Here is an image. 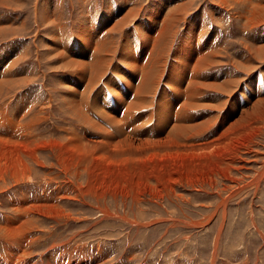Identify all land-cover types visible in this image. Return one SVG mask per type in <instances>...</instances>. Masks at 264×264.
Returning <instances> with one entry per match:
<instances>
[{
	"label": "bare ground",
	"instance_id": "6f19581e",
	"mask_svg": "<svg viewBox=\"0 0 264 264\" xmlns=\"http://www.w3.org/2000/svg\"><path fill=\"white\" fill-rule=\"evenodd\" d=\"M182 1L151 3L144 19L137 21L138 25L136 22L133 40L130 30L125 29L119 33L122 37L118 44L111 27L136 20L143 7L134 6L122 17L121 11L112 12V8L107 7L98 12L89 8L90 3L84 4L78 24L69 27L67 47L52 29L44 39L47 54L43 57L51 62L55 58L59 61L53 71L69 73L57 83L65 89L59 91L57 102L61 111L70 117L59 136L48 138L40 130V125L48 118L46 111L55 104L51 97L38 104L37 109L36 103L29 100L24 104L15 93V89L34 82L35 71L27 66L30 59L27 51L18 54L6 51L0 57V96L6 94V99L0 102V180L6 172H11L10 175L17 174L19 181H25L27 172L46 165L41 154L44 151L47 154L48 150L61 176L66 175V186L52 194V198L48 194L38 197L21 194L10 198L9 211L0 224V240L6 241V251L0 253V264H37L28 256L34 242L32 233L40 230V220L49 218L57 223L82 220L73 218L58 205L60 199L79 200L87 194L96 201L103 197L118 200L123 196L125 202L130 197L132 202L143 203L145 192L153 200L177 199L181 194L176 186L181 184L196 189L198 184L209 183L214 188L216 176L239 181L231 171L244 167L241 165L244 142L261 131L264 85L256 82L249 91L246 86L235 83L237 80L232 78V73L210 74L222 65L220 58L226 55H222L224 51L218 40L216 44L212 38L208 24H204L206 21L203 23L196 12H190L195 3ZM241 1L246 4L249 0ZM52 3L45 0L41 12L36 10L35 15L48 21L50 9L56 11ZM252 9L254 14L248 13V16L264 18V5L257 3ZM93 21L96 25L89 26ZM110 21H113L111 25ZM54 25L55 22L51 27ZM253 42L252 54L239 60L250 75L254 57L264 59V45H256L257 39ZM41 74L46 76L43 71ZM100 87L105 91H97ZM33 99L38 101L37 97ZM84 126L95 133H81ZM31 177L30 174L29 179ZM263 180L264 162L254 178L244 185L239 184L230 196L219 202L217 210L224 211L225 221L227 201L248 188L258 192ZM97 208L104 216L98 223L115 219L124 225L130 224L137 227L138 241L144 239L145 243L133 245L129 240L130 232L124 234L113 228L106 237H101L103 241L109 245L116 238L119 243L114 249L146 252L142 257L146 260L152 236L139 231L142 226L154 225L156 220L141 223L137 218H129L126 211L121 214L108 205ZM212 217L191 223L183 221L191 227L205 228ZM254 218L252 215V222ZM170 219L174 221L173 227L182 221L172 216ZM259 233L264 240V231L259 230ZM78 235L77 241H80V233ZM90 243L78 244L67 235L62 245L65 251L53 256L48 264H107L109 259L103 253L92 255L94 251L85 250ZM163 247L164 252L170 250V246ZM78 250L80 253L76 252ZM216 256L217 251L212 258L214 264Z\"/></svg>",
	"mask_w": 264,
	"mask_h": 264
},
{
	"label": "rangeland",
	"instance_id": "374dc122",
	"mask_svg": "<svg viewBox=\"0 0 264 264\" xmlns=\"http://www.w3.org/2000/svg\"><path fill=\"white\" fill-rule=\"evenodd\" d=\"M51 1H53L52 5H56V11L53 12L50 9L48 21L42 20L40 15H35L36 10L41 12L45 0H20V2L6 0L0 2V57L6 51H13L15 54L27 51L26 56L27 58L30 57L27 66L30 67V71H35L34 82L20 90L15 89V93L19 94V101L23 100L24 104H28L29 100L36 103L37 109L40 108L38 104L41 102H47L50 97L53 99V103H55L53 108L46 111L47 121L40 125V130L43 131L41 134L48 138L61 135V128L70 120V117L61 111L57 102L59 91L65 90L57 83L60 79L67 77L69 73L53 71V69L58 68L59 64L56 58L52 62L46 57V60L44 59L43 55L47 54L44 39L52 33L51 31L55 30L59 35V41L67 47L70 34L69 27L78 24L83 5L90 3L89 8L91 9H97L98 12H101L109 7L112 8V12L121 11L122 17L134 6L143 7L140 14L136 15V20L130 21L129 24L123 23L111 27L113 34H115L113 36H115L116 44L122 37L119 33L125 29L130 30L133 40L136 22L143 20L146 16L144 13L149 10L150 4L156 2V0H137V2L131 0ZM183 1L195 3L190 12H196L198 16L203 18L201 19L203 23L206 21L204 24H208L209 31L213 33L212 38L216 40V44L218 40L224 51L222 55H226L220 58L222 65L212 70L210 74L221 76L225 71L226 75L232 73V78L237 80L235 83L240 87L246 86L249 91L256 82H261L263 86L264 59L254 57L251 75L244 71L239 60L248 54H252L255 45L254 39L258 40L256 45H264V18L259 20L247 15L248 13L254 14L253 5L257 3L264 5V1L249 0L246 4H243L241 0L239 3H235V0H227L226 3H221L220 0ZM54 22L55 25L52 28ZM112 22L110 21L109 25ZM92 23L89 26L96 25L94 21ZM71 54L74 56L73 52ZM41 71L45 72L46 76L41 74ZM54 85H57L56 89L53 88ZM97 91L103 92L105 90L100 87ZM0 97L1 102L6 94H2ZM35 97L38 98V101L33 99ZM10 109L13 113L15 111L14 105ZM83 128L81 133H95L89 130L87 126ZM244 144L245 150L242 154L244 161L241 164L244 167L241 169L234 168L231 171L232 176L239 180L238 182L216 176L217 184L214 188L209 183H205L206 185L198 184L196 189L188 185H184V187L181 184L176 186L178 194H181L177 199L172 197L153 200L145 192V195L142 194L143 197L146 196L143 203L132 202L130 197L125 202L123 196H119L118 200L112 197H107V199L103 197L96 201L94 197L87 194L78 198L79 200H74L75 198L60 199L58 205L71 214L73 218L80 217L82 220L80 222L77 220L70 221L69 223H57L49 218H45L44 221L40 220L38 222L41 225L40 230L32 233L34 242L33 247L29 248L28 257L37 264H48L53 256H59L65 251L62 245L65 242V237L69 235L73 238V242L78 244L91 242L90 246L85 247V250H89L91 253L94 251L92 255H97L98 252L103 253L107 260L109 259L107 264H186V262L189 264H214L212 258L216 251L215 264H264V240L259 233V230L264 231V180L258 192L256 189L248 188L235 196L233 195L227 201L226 221L224 211L217 210V207L221 205L219 202L223 198L230 196V192L234 188L250 181L262 169L264 162V123L261 125V131L258 135L250 141H245ZM41 160L44 163L47 162L46 167H36L37 165L34 164L36 169L32 173H26L25 181L22 179L19 181L20 178L15 176L17 174L10 175L11 172H6L3 176L4 180H0V224L5 220V214L9 211L11 197H20L21 194L32 197L48 194L52 198V194L66 186L64 180L66 175L61 176V170L56 166V161L50 150L47 154L46 151L41 154ZM30 174L32 175L31 179H29ZM100 204L108 205L121 214L126 211L129 218L133 220L137 218V221L141 223L156 220L152 226L140 227L139 233L147 232L152 236L149 243L150 247L148 246L150 253L146 260L142 258L146 256V252L137 251L133 248H128V250L114 249L113 247L119 243L116 238L109 245L103 241L109 229L113 228L124 234L130 232L134 237L129 234V240L134 242L133 245L145 243L144 239L138 241L137 227L130 224L124 225L120 220L113 218L109 222L98 223L104 218L102 212L97 208L98 206L104 207ZM252 215L255 216L253 222ZM171 216L182 221H178L177 226L173 227L174 221L170 219ZM209 216L213 217L210 218L211 221L205 228L191 227L183 221L186 220L191 223L193 220H206ZM62 232L64 233L59 235ZM78 233H80L81 242L77 241ZM162 241L165 244H160ZM217 243L218 247H216ZM5 244L6 241L0 240V253L6 251ZM164 245L170 246V250L164 252ZM111 248L113 249L111 250ZM76 252L80 253V250Z\"/></svg>",
	"mask_w": 264,
	"mask_h": 264
},
{
	"label": "crops",
	"instance_id": "0c3cea01",
	"mask_svg": "<svg viewBox=\"0 0 264 264\" xmlns=\"http://www.w3.org/2000/svg\"><path fill=\"white\" fill-rule=\"evenodd\" d=\"M183 264V263H182ZM186 264H189L188 262H186Z\"/></svg>",
	"mask_w": 264,
	"mask_h": 264
}]
</instances>
